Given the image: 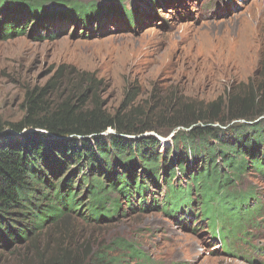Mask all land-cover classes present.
Masks as SVG:
<instances>
[{
  "label": "trees",
  "instance_id": "1",
  "mask_svg": "<svg viewBox=\"0 0 264 264\" xmlns=\"http://www.w3.org/2000/svg\"><path fill=\"white\" fill-rule=\"evenodd\" d=\"M109 5L130 13L121 1L0 0V36L26 33L29 19L34 33L39 24L50 28L54 17L87 27L107 15ZM67 84L59 94L54 81L26 91L22 117L7 122L21 133L0 137V255H24L21 264L137 263L141 255L129 240L108 238L93 249L90 239L76 236L72 222L109 223L129 209L158 210L179 223L199 214L224 250H240L247 229L259 226L263 204L242 186L246 173L264 180L263 86L236 107L230 97L228 115L209 103L187 107L176 120L150 107L144 120L139 107L111 112L86 89ZM176 126L182 127L172 143L160 150L157 135ZM149 129L157 135L145 134Z\"/></svg>",
  "mask_w": 264,
  "mask_h": 264
},
{
  "label": "rangeland",
  "instance_id": "2",
  "mask_svg": "<svg viewBox=\"0 0 264 264\" xmlns=\"http://www.w3.org/2000/svg\"><path fill=\"white\" fill-rule=\"evenodd\" d=\"M106 1H121L130 13L114 12L109 5L107 15L87 27L54 17L47 22L50 28L39 24L35 33L34 19H29L26 33L0 36V137L11 129L7 122L22 117L26 91L49 81L55 82L52 89L58 94L67 83L80 92L86 89L111 112L139 107L144 120L150 107L176 120L187 107L204 109L209 103L228 115L230 97L235 96L236 107L264 88V0ZM181 127L161 135L151 129L144 133L157 135L162 150ZM188 165L194 167L191 160ZM242 186L263 202L260 222L239 240L240 250L230 253L193 213H179V223L158 210L129 209L127 216L98 225L72 218L73 227L76 236L92 241L93 249L108 238L129 240L141 255L132 264H264L263 177L246 173ZM23 258L4 251L0 264H21Z\"/></svg>",
  "mask_w": 264,
  "mask_h": 264
},
{
  "label": "water",
  "instance_id": "3",
  "mask_svg": "<svg viewBox=\"0 0 264 264\" xmlns=\"http://www.w3.org/2000/svg\"><path fill=\"white\" fill-rule=\"evenodd\" d=\"M11 132H13V133H15V134H20L21 132H16V131H14V130H12V129H9ZM24 131H30V129H25Z\"/></svg>",
  "mask_w": 264,
  "mask_h": 264
}]
</instances>
